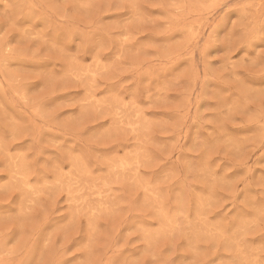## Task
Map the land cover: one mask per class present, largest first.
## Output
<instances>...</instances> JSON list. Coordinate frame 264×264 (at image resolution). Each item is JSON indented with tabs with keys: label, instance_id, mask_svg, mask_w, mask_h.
Instances as JSON below:
<instances>
[{
	"label": "rangeland",
	"instance_id": "1",
	"mask_svg": "<svg viewBox=\"0 0 264 264\" xmlns=\"http://www.w3.org/2000/svg\"><path fill=\"white\" fill-rule=\"evenodd\" d=\"M0 264H264V0H0Z\"/></svg>",
	"mask_w": 264,
	"mask_h": 264
}]
</instances>
